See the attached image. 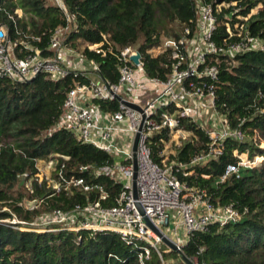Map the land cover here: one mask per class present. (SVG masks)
I'll return each instance as SVG.
<instances>
[{"label": "trees", "instance_id": "obj_1", "mask_svg": "<svg viewBox=\"0 0 264 264\" xmlns=\"http://www.w3.org/2000/svg\"><path fill=\"white\" fill-rule=\"evenodd\" d=\"M68 11L77 15L75 27L66 45L81 51L93 60L103 80L118 81L117 61L111 55L102 56L87 49L103 44L101 33L121 46L138 49L142 69L147 78L165 80L169 73V58L157 55L161 43L159 28L168 36L178 37L195 20L193 0H62ZM229 7L219 13L218 33L225 34L223 15L235 9L248 17L245 35L254 39L256 46L238 54L233 63L222 64L216 87V109L228 125L240 128L242 142L228 139L224 151L216 160L194 167V174L179 179L189 186L203 189L214 205H232L241 219L224 227L210 225L206 232L194 233L182 253L197 264H264V160L256 167L241 170L223 184H215L228 165L235 164L234 152L246 153L249 159L262 157L264 148L258 141L264 138V0H224ZM233 4V5H232ZM17 8L23 14L18 16ZM252 11H255L252 13ZM14 17L13 22L8 18ZM242 22V21H241ZM0 24H4L12 40L16 32L40 38L38 46L45 56L51 33L67 22L61 10L48 0H0ZM89 82V76L71 73L54 81L40 74L30 83L0 79V222L15 216L19 221H34L54 209L67 211L76 204L88 201L112 206L121 184L105 177L95 178L92 171L112 158L88 144L77 142L66 129L52 130L63 114L68 91L76 84ZM102 111H115L117 102L93 99ZM174 109H169L172 112ZM178 129L188 137L172 154L163 153L170 139L166 131L152 140V159L160 166L186 163L204 154L207 134L197 123L183 121ZM54 163L52 179L61 171L63 176L84 178L90 184L102 186L108 198L102 201L93 191L79 194L75 188H61L52 196L53 184L40 186L27 177L37 173L36 164ZM175 171V169H174ZM203 176H208L204 178ZM30 190H33L31 193ZM25 200H43L39 210L28 211ZM0 224V264H106L109 254L128 259L125 264H138L136 256L112 234L82 232L37 233L24 232ZM179 258L175 252L164 254ZM145 264H161L156 253Z\"/></svg>", "mask_w": 264, "mask_h": 264}, {"label": "built area", "instance_id": "obj_2", "mask_svg": "<svg viewBox=\"0 0 264 264\" xmlns=\"http://www.w3.org/2000/svg\"><path fill=\"white\" fill-rule=\"evenodd\" d=\"M48 1L63 12L67 22L49 37L46 50L52 55L45 56L43 49L38 46L39 37L16 32L18 39L12 40L8 29L0 24V79L27 83L40 74H46L54 81L64 79L73 72L89 76L88 83L76 84L68 91L62 117L48 131V135L63 128L71 131L77 142L91 145L109 155L112 161L94 169L92 175L95 178L113 179L121 184V188L112 206L88 201L83 205L76 204L67 211L54 209L43 213L34 221H19L13 216L0 224L10 227L18 224L19 227L13 228L24 232L112 234L133 252L138 264L148 262L153 252L161 264H166L163 255L173 251L163 239L182 252L194 233L206 232L210 225L224 227L239 222L241 214L236 208L232 205H214L203 189L189 186L179 177L191 176L194 167L216 160L222 155L226 140L243 141L240 125L230 127L217 111L216 87L221 65L233 63L238 54L256 46L254 39L245 35L247 30L243 22L248 17L240 15L235 9L223 15V35L218 33L219 13L231 4L224 0H193L196 12L193 27H185L178 37L168 36L162 28L157 31L161 43L156 54L170 59V73L165 80L147 78L141 58L137 64L131 60L139 53L138 49L121 46L109 39L108 32L101 33L106 49H101L98 44L89 45L87 49L116 59L118 81L110 83L100 77L95 61L87 60L81 51L66 45L77 15L69 12L62 0ZM16 13L18 16L23 14L19 8ZM8 18L15 21L11 15ZM147 84L156 88V96L143 106L138 100ZM93 99L117 102V109L102 111L92 103ZM122 101L139 106L142 114ZM169 109L174 110L169 112ZM207 109L211 110L213 118L208 125L203 122ZM142 115L144 120L139 130ZM186 120L197 123L206 132L208 142L205 153L186 163H165L163 166L155 163L152 159V140L165 131L169 139H186L187 132L178 129ZM138 132L137 198L134 199L132 147ZM163 153L167 152L163 150ZM234 156L237 162L228 165L215 184H223L230 176H239L241 170L252 169L264 160L262 157L249 159L248 154L236 151ZM39 163L36 164L38 173L33 178L24 175L27 187L32 181L39 186L46 182L48 186L53 184L54 188L49 197L58 196L61 188H75L82 195L95 191L102 201L108 198V192L102 186L90 184L84 178H67L58 171L57 177L52 179L51 173L55 171V166L51 161L46 162L47 168H51L43 178L44 172L38 167ZM36 201L37 205L28 211L41 208L43 200ZM127 260L109 254L106 264H125ZM190 261L197 264L196 260Z\"/></svg>", "mask_w": 264, "mask_h": 264}, {"label": "rangeland", "instance_id": "obj_3", "mask_svg": "<svg viewBox=\"0 0 264 264\" xmlns=\"http://www.w3.org/2000/svg\"><path fill=\"white\" fill-rule=\"evenodd\" d=\"M146 89H144L143 91V94L141 95L142 97H140V94L138 95V97H140V99L138 100L139 103H141L143 106H145L147 104V101L148 102H151L155 96H156V93H155V87H152L150 84H147ZM203 115V113H202ZM212 116V112L210 109H207L206 110V115L203 116V122L208 125V122L209 120H212L213 118L211 117ZM215 124V123H213ZM185 141V138H181V139H178L177 137L175 139H170L169 142H166L165 145H164V150L167 152V154H173L175 152V148L180 146L183 142ZM257 144H259L260 148H264V138L261 139V141H258ZM38 167L44 172L43 174V178L45 176H47L49 174V171H50V167L47 168V163L46 162H40ZM164 261L166 264H180L181 261H179V258H176L174 257L173 255L170 256V255H167L164 257ZM182 264V263H181Z\"/></svg>", "mask_w": 264, "mask_h": 264}, {"label": "water", "instance_id": "obj_4", "mask_svg": "<svg viewBox=\"0 0 264 264\" xmlns=\"http://www.w3.org/2000/svg\"><path fill=\"white\" fill-rule=\"evenodd\" d=\"M141 56L139 53H137L134 57L131 58V60L137 64L140 60ZM32 81V80H31ZM31 81H28L27 83H30ZM122 103L124 105H126L127 107L137 111L138 113H141L142 114V109L137 106V105H134V104H131V103H128V102H124L122 101ZM143 120H144V116L142 115V121H141V124H140V128L139 130H141V126L143 124ZM138 138H139V132L136 134L135 136V139H134V143H133V147H132V152H133V177H132V191H133V198L136 199L137 198V191H136V176H137V162H136V146H137V141H138ZM37 205V201L36 200H32V201H28V200H25L24 201V206L26 209H30L32 207H35ZM140 213H142V210L140 209V207L137 205ZM163 242L165 244H167V246L173 251L175 252L177 255L180 256V259L182 261V263L184 264H193L188 258H186L183 253L177 249V247L175 245H173L172 243L166 241L163 239Z\"/></svg>", "mask_w": 264, "mask_h": 264}]
</instances>
